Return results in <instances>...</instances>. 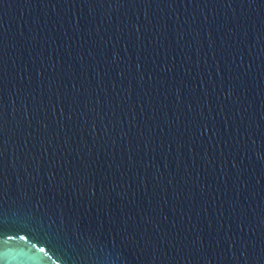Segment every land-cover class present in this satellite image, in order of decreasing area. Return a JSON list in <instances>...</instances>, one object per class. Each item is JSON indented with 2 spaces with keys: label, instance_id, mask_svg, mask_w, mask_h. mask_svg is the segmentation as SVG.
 I'll use <instances>...</instances> for the list:
<instances>
[{
  "label": "water",
  "instance_id": "water-1",
  "mask_svg": "<svg viewBox=\"0 0 264 264\" xmlns=\"http://www.w3.org/2000/svg\"><path fill=\"white\" fill-rule=\"evenodd\" d=\"M0 264H264V0H0Z\"/></svg>",
  "mask_w": 264,
  "mask_h": 264
}]
</instances>
